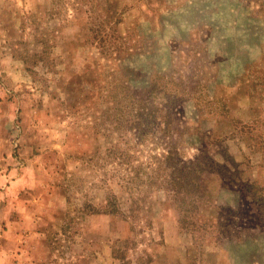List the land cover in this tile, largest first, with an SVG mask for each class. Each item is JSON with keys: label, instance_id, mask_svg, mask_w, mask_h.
Masks as SVG:
<instances>
[{"label": "rangeland", "instance_id": "rangeland-1", "mask_svg": "<svg viewBox=\"0 0 264 264\" xmlns=\"http://www.w3.org/2000/svg\"><path fill=\"white\" fill-rule=\"evenodd\" d=\"M0 264H264V0H0Z\"/></svg>", "mask_w": 264, "mask_h": 264}, {"label": "trees", "instance_id": "trees-1", "mask_svg": "<svg viewBox=\"0 0 264 264\" xmlns=\"http://www.w3.org/2000/svg\"><path fill=\"white\" fill-rule=\"evenodd\" d=\"M172 150L175 151V147L173 145H170L169 150H167L166 153L161 154V158L157 155L154 156L153 164H156V162L161 163H159L156 167L154 165L153 169L151 170L156 174L162 171V175L159 176H165L164 178H166V180L171 184L174 190V192H172L173 196L178 197L180 196V194L183 195L185 193L186 188H188L186 187V185L194 181V179L191 180V176H193L191 175L193 172V168L190 169V167L187 166V163H192L191 160L182 162L180 163V165L179 163L177 164L175 162V159H173V155L175 154V152H172ZM185 179H187V182H184ZM107 206L109 207L110 211L116 210L115 201L107 199Z\"/></svg>", "mask_w": 264, "mask_h": 264}]
</instances>
